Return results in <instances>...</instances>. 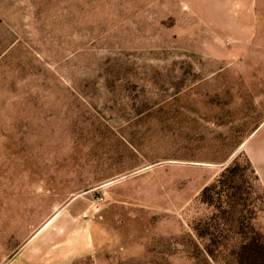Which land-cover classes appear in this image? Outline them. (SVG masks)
I'll return each mask as SVG.
<instances>
[{"label": "rangeland", "instance_id": "374dc122", "mask_svg": "<svg viewBox=\"0 0 264 264\" xmlns=\"http://www.w3.org/2000/svg\"><path fill=\"white\" fill-rule=\"evenodd\" d=\"M0 264H264V0H0Z\"/></svg>", "mask_w": 264, "mask_h": 264}]
</instances>
